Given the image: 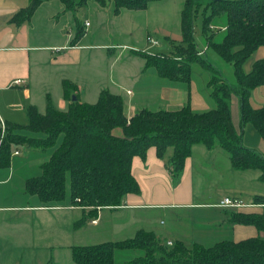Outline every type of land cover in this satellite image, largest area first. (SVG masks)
<instances>
[{"label": "trees", "instance_id": "1", "mask_svg": "<svg viewBox=\"0 0 264 264\" xmlns=\"http://www.w3.org/2000/svg\"><path fill=\"white\" fill-rule=\"evenodd\" d=\"M44 1L48 0H29L10 22L26 21ZM57 1L64 6L63 11L74 15L71 45H75L85 34L76 11L87 0ZM96 1L101 6L111 2L112 13L118 15L122 9L143 10L158 0ZM199 11L206 47L201 54L203 49H199L194 36V19ZM179 35V41L170 38L168 54L132 51L144 58L145 69L153 67L159 77L188 86L192 64H200L210 73L207 89L213 107L194 111L185 103L169 109L141 108L128 118L120 94L104 88L95 102L81 101L76 85L63 79L65 109L57 108L47 95L44 112L34 105L27 107V124L4 122L3 133L0 126V167L9 165L13 145L46 153L39 174L26 180V192L36 195L46 206L80 207L83 215L74 228L95 218L99 209L116 210L128 194L140 192L131 161L135 155L144 159L151 146L161 158L171 148L166 167L173 185L179 183L184 161L196 144L207 149L220 147L228 154L233 169L258 170V178L264 183V154L243 142L246 125L264 140V102L257 108L250 102L253 89L264 85V58L254 61L249 71L244 69L257 47L264 45V0H184ZM210 53L231 65L233 83L213 65ZM232 96L238 98L239 129L231 121ZM252 203L263 205V212L231 211L227 213L228 221L255 225L262 233L259 236L240 241L222 239L209 246L182 240L168 244L153 230L140 228L131 237L73 245L71 257L76 264H115L117 251H132L121 264H264V195H253Z\"/></svg>", "mask_w": 264, "mask_h": 264}, {"label": "crops", "instance_id": "2", "mask_svg": "<svg viewBox=\"0 0 264 264\" xmlns=\"http://www.w3.org/2000/svg\"><path fill=\"white\" fill-rule=\"evenodd\" d=\"M28 1L0 0V118L4 122L19 125L27 124L26 109L29 105H34L38 111L44 112L46 96H53L49 90L48 76L42 71L34 74L40 83L38 91L32 88L33 63L40 70L43 66L53 70L73 68L81 64L84 50L103 49L107 53H115V50L120 48V55L123 50L134 47L125 42H83V37L75 45H71L74 31L68 32L66 39L57 36L60 42H55L57 40L53 34V19L49 20L51 25L47 30L36 26L37 30L33 31V24L37 22L39 24L37 12L46 1L21 24L10 22V18L25 7ZM151 4L152 2L143 10L122 9L118 15L123 12L128 16L134 15L133 13L147 14ZM72 20L75 22L74 15ZM85 22L89 24L85 26ZM81 24L85 26L87 35L86 28L91 25L90 20L87 18ZM150 27L156 29L155 25ZM161 32L169 43L171 39L180 40L179 33L170 35L168 31ZM147 37L154 36L147 32L146 43H143L141 49L136 50L149 53L148 48L159 42V39L155 38L158 41L153 44ZM199 42L205 45L204 35L199 37ZM169 50L171 52V45ZM119 55L117 54L115 58ZM129 55L130 59L136 56ZM136 57L138 58L136 61L139 62L136 67L129 73L125 71V79L130 83L114 78L110 80L112 84L110 91L122 96L125 115L128 118L141 108L169 109L185 103L194 111H204L213 107L208 97V78L205 73L198 83L191 74L188 86L183 82L159 77L155 68H144L143 57L139 55ZM261 58H264V45L257 47L244 63L245 71H249L253 62ZM109 68L111 69L110 65ZM63 79H69L76 85L80 100L85 102H95L101 89H104V86L99 84L94 95H86L84 98L82 88L87 79L78 75L59 74L55 77V82L59 86L54 95L57 102L53 101L59 109H65L67 106L62 94ZM250 102L255 108L263 104L264 85L253 89ZM230 110L231 121L234 127L239 129V103L235 96L231 97ZM243 142L264 154V140L250 125L245 126ZM12 148L18 153L13 154L12 150L9 165L0 167V264H76L71 257V246L89 244L79 243L78 234L85 232L84 230L90 226H98L103 221L104 210L117 215L114 220H110L109 229L110 232L120 234L112 240L131 237L140 228L153 230L166 238L167 242L182 240L186 244H191L198 241L207 246L222 239L240 241L262 235L255 225L231 224L227 214L231 211L246 214L263 212V205L252 203L253 195H264V183L258 178L259 171L233 169L228 154L220 147L207 149L203 146L201 147L203 149H198L197 145H194L191 155L184 161L183 173L177 185L172 184L166 167L171 154L170 147L162 158L157 156L154 146L147 149L144 159L138 155L133 156L131 172L140 192L128 194L124 204L116 210L99 209L95 218L87 220L79 228H74L73 225L83 215L80 207L46 206L36 195L26 192V180L39 174L40 164L47 159L46 153L22 145L15 147L13 145ZM207 162L212 163L211 168L206 167ZM205 170L216 178L213 182L220 183L221 186L216 189L215 195L207 197H204L205 192L197 193L194 186L195 172ZM243 180H247V183ZM224 197L241 199L245 205L238 208L220 206L219 203ZM189 214L192 217H188ZM93 220L96 221L92 222ZM103 241L108 240L93 243Z\"/></svg>", "mask_w": 264, "mask_h": 264}, {"label": "rangeland", "instance_id": "3", "mask_svg": "<svg viewBox=\"0 0 264 264\" xmlns=\"http://www.w3.org/2000/svg\"><path fill=\"white\" fill-rule=\"evenodd\" d=\"M183 1L184 0L153 1L151 4L152 6L149 7V11L146 12L147 14L142 15L141 13H133L135 11H131L134 15L128 16L126 14L124 15L126 12L120 15H114L112 13L111 2H107L106 5L101 6L96 0H87L86 4L76 11V16L80 23H83L87 18L91 22V25L86 28L87 35L85 33L82 38V40L84 39L83 42H125L134 47L123 50L124 52L121 53L122 55H119V51H121L120 48L116 49L115 53H107L106 50L103 49L84 50L81 55V64L73 68L66 67L53 70L47 66H43L40 70L37 69L38 67L33 63L32 88L35 91L39 89L40 83L38 82V77L34 74L40 71H42L45 76H48L49 90L53 94L51 98L54 103L57 102V98H54V95L56 91L59 90V86L57 82H55V77L59 74L65 76H69V74L78 75L79 77L83 76L84 79H87V83H85L82 88L85 94L84 98H86V95H94L96 87L99 84H102L101 86H104L103 88L108 90L112 89V84L110 83L112 78L130 83L129 80L125 79V71H128V73L131 72L139 63L136 61L138 60L136 56H141L135 51H132V49H141V46H144L143 43H146L147 32H150L151 35L154 36V39H159V42H156L157 45L148 48L149 53L168 54L170 51V43L166 41L161 31H168L170 35L179 33L180 9ZM63 8L64 6L57 0H48L44 2L39 8L36 16L39 19L40 25L37 24L38 22L33 24V31L37 30V27L40 26L43 27V30H47L49 25H51L49 24V20L53 19V34L55 40H57H54L55 42H60V38L57 36L66 39L69 35L68 32L74 31L75 33V22L72 20L73 13L71 11H63ZM125 10L128 11V9ZM200 13L201 11H199L194 19V36L199 49L200 47H204V45L199 42V37L202 35V15ZM153 25L156 26V29L150 27ZM117 54L119 56L115 58ZM129 54L136 56H132L133 58L130 59ZM209 59L217 69L222 71V74L230 83L234 82L233 71L230 64L223 62L213 53L209 54ZM112 61H114V63L111 64L110 62ZM191 69V74L194 75V79L197 83L201 80L203 73L207 75V78L210 77L209 71L198 63H193ZM75 91L77 92V89ZM40 105L41 103L39 106ZM196 145L198 149H203L201 148L203 147L202 144ZM208 166L211 168L212 163L207 162L206 167ZM209 173L210 172L207 170L195 172V191L197 193L205 192L204 197H207V195H215L216 189L221 188L220 183L213 182L216 178ZM243 181L247 183V180ZM103 214V221L98 226H90L87 228L88 230L86 229L84 230L85 232H80L78 234L79 243L86 242L90 244L99 240H112V238H117L119 236L120 233L110 232L109 229L110 220H114L117 215H115V213L110 214L108 210H104ZM188 217H192L191 214H189ZM131 252L132 251H117L115 253V264H121L124 260L130 258ZM136 252L139 253V251Z\"/></svg>", "mask_w": 264, "mask_h": 264}, {"label": "built area", "instance_id": "4", "mask_svg": "<svg viewBox=\"0 0 264 264\" xmlns=\"http://www.w3.org/2000/svg\"><path fill=\"white\" fill-rule=\"evenodd\" d=\"M89 23L85 22V26H87ZM147 40L149 42H152L153 44H155L157 41L155 39H153L152 37H147ZM206 50V47H204V49L202 51H200V54ZM0 126H1V130L2 133L4 132L5 129V124L4 121L0 118ZM18 151L17 150H13V154H17ZM220 206H224V207H230V208H238L241 206H244L245 203L241 200V199H237V198H230V197H224L220 203ZM96 220H93L92 222H95ZM168 244H170L171 242L168 241Z\"/></svg>", "mask_w": 264, "mask_h": 264}, {"label": "water", "instance_id": "5", "mask_svg": "<svg viewBox=\"0 0 264 264\" xmlns=\"http://www.w3.org/2000/svg\"><path fill=\"white\" fill-rule=\"evenodd\" d=\"M72 98L74 99L75 97L73 96Z\"/></svg>", "mask_w": 264, "mask_h": 264}]
</instances>
